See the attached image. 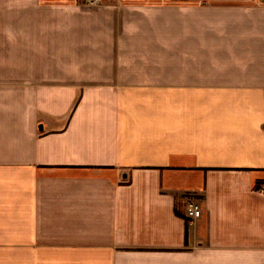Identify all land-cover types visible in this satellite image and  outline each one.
<instances>
[{
    "label": "crops",
    "instance_id": "1",
    "mask_svg": "<svg viewBox=\"0 0 264 264\" xmlns=\"http://www.w3.org/2000/svg\"><path fill=\"white\" fill-rule=\"evenodd\" d=\"M89 1L0 0V264H264V1Z\"/></svg>",
    "mask_w": 264,
    "mask_h": 264
},
{
    "label": "built area",
    "instance_id": "2",
    "mask_svg": "<svg viewBox=\"0 0 264 264\" xmlns=\"http://www.w3.org/2000/svg\"><path fill=\"white\" fill-rule=\"evenodd\" d=\"M104 0H90L89 1V5L90 6H96V5H100L101 3H103ZM202 208L201 206L194 202L191 201L188 203L187 205V217L190 221L199 219L202 216Z\"/></svg>",
    "mask_w": 264,
    "mask_h": 264
},
{
    "label": "rangeland",
    "instance_id": "3",
    "mask_svg": "<svg viewBox=\"0 0 264 264\" xmlns=\"http://www.w3.org/2000/svg\"><path fill=\"white\" fill-rule=\"evenodd\" d=\"M166 2H169V3H173V2H177V1H180V0H165ZM185 1H187V2H191L192 0H185ZM200 2H219V3H221V2H234V1H236V0H199Z\"/></svg>",
    "mask_w": 264,
    "mask_h": 264
},
{
    "label": "trees",
    "instance_id": "4",
    "mask_svg": "<svg viewBox=\"0 0 264 264\" xmlns=\"http://www.w3.org/2000/svg\"><path fill=\"white\" fill-rule=\"evenodd\" d=\"M189 221V219H187Z\"/></svg>",
    "mask_w": 264,
    "mask_h": 264
},
{
    "label": "water",
    "instance_id": "5",
    "mask_svg": "<svg viewBox=\"0 0 264 264\" xmlns=\"http://www.w3.org/2000/svg\"><path fill=\"white\" fill-rule=\"evenodd\" d=\"M264 1V0H263Z\"/></svg>",
    "mask_w": 264,
    "mask_h": 264
}]
</instances>
